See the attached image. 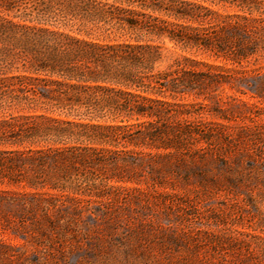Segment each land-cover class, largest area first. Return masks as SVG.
Here are the masks:
<instances>
[{
    "label": "trees",
    "instance_id": "obj_1",
    "mask_svg": "<svg viewBox=\"0 0 264 264\" xmlns=\"http://www.w3.org/2000/svg\"><path fill=\"white\" fill-rule=\"evenodd\" d=\"M163 39L231 64L264 59V0H0V186L23 189L0 190L1 203L30 201L47 220L56 201L106 197L141 167L218 184L207 151L236 138L179 101L227 79L185 55L154 71ZM214 163L242 180L224 155Z\"/></svg>",
    "mask_w": 264,
    "mask_h": 264
},
{
    "label": "rangeland",
    "instance_id": "obj_2",
    "mask_svg": "<svg viewBox=\"0 0 264 264\" xmlns=\"http://www.w3.org/2000/svg\"><path fill=\"white\" fill-rule=\"evenodd\" d=\"M159 45L154 71L185 55L198 62L195 69L211 66L227 79L179 101L236 138L230 148L221 140L207 151L208 173L218 184L186 182L174 171L162 176L166 181L141 167L132 182H111L106 197L56 201L46 211L51 224L45 211L29 209L30 201L23 209L0 202V215L8 217L0 220V264H264V59L238 65L182 51L167 39ZM220 155L243 170L241 181L220 174L214 163ZM9 189L23 191L0 186ZM75 205L82 209L75 212Z\"/></svg>",
    "mask_w": 264,
    "mask_h": 264
}]
</instances>
